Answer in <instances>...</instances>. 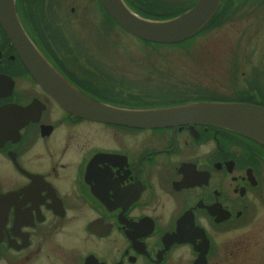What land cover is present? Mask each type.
I'll use <instances>...</instances> for the list:
<instances>
[{
  "label": "flooded vegetation",
  "instance_id": "flooded-vegetation-1",
  "mask_svg": "<svg viewBox=\"0 0 264 264\" xmlns=\"http://www.w3.org/2000/svg\"><path fill=\"white\" fill-rule=\"evenodd\" d=\"M15 1L35 46L97 103L133 112L201 101L264 107V0H221L214 26L240 33L245 23L251 36L247 44L238 34L240 56L223 64L215 89L172 84L157 59L150 70L129 64L124 44L107 41L125 31L97 0L110 23L100 42L78 0ZM122 1L167 19L197 0ZM109 49L125 54L104 57ZM263 200V145L199 123L74 116L28 74L0 25V264H239L246 254L225 233L248 226Z\"/></svg>",
  "mask_w": 264,
  "mask_h": 264
},
{
  "label": "water",
  "instance_id": "water-1",
  "mask_svg": "<svg viewBox=\"0 0 264 264\" xmlns=\"http://www.w3.org/2000/svg\"><path fill=\"white\" fill-rule=\"evenodd\" d=\"M99 1L108 15L131 35L149 42L171 44L196 34L218 10L221 0H198L183 14L164 20L140 17L122 0ZM0 24L33 79L60 107L74 116L127 122L141 127L184 123L214 125L264 146V107L237 102H195L138 112L116 110L85 96L44 58L21 26L14 0H0ZM30 106L18 110L26 111ZM201 257L203 255L199 260Z\"/></svg>",
  "mask_w": 264,
  "mask_h": 264
},
{
  "label": "rangeland",
  "instance_id": "rangeland-1",
  "mask_svg": "<svg viewBox=\"0 0 264 264\" xmlns=\"http://www.w3.org/2000/svg\"><path fill=\"white\" fill-rule=\"evenodd\" d=\"M92 1L78 0L74 4L82 5L81 11L85 12L86 10L85 18L96 27V41L100 42L99 31L104 32L106 25H110V23H107L101 17L100 9ZM70 4L66 5L67 11ZM83 5L86 7H83ZM83 14L81 13V15ZM217 21H220V19H214L198 35L179 44L156 45L146 43L126 31L120 32L117 30L113 31L112 37L108 38L107 41L118 43V46L120 43L124 44L129 64L132 63V60H136L139 63H143L148 70L151 69L149 62L152 59H157L155 61L157 64H168L166 67L171 68L168 69L167 74L159 73V71L158 73L165 75L164 79L174 85H178V87L186 86V83H190L193 89H200V86L215 89L225 79L222 71L223 64L229 68L232 66L233 59L240 56L239 44H237L238 39L236 40L238 34L241 37L240 40L247 44L251 36V31L245 28V23L241 24L239 33L238 28L233 26V24H227L225 27L214 26ZM81 24L84 23L82 22ZM247 29L248 31H246ZM123 54L125 53L121 52V50L114 49L113 52L110 49L104 50V57L117 58ZM158 69L160 67H157ZM251 222L248 226L238 231L229 234L225 233L224 241L227 242L232 239L238 241L242 252L246 254L243 261L239 264H264V200L258 203V212Z\"/></svg>",
  "mask_w": 264,
  "mask_h": 264
}]
</instances>
